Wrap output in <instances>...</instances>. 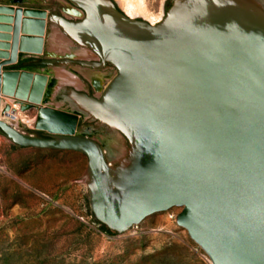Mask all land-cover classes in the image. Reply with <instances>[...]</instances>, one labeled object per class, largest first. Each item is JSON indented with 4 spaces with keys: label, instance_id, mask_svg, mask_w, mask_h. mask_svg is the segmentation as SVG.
<instances>
[{
    "label": "water",
    "instance_id": "obj_1",
    "mask_svg": "<svg viewBox=\"0 0 264 264\" xmlns=\"http://www.w3.org/2000/svg\"><path fill=\"white\" fill-rule=\"evenodd\" d=\"M69 1L84 17L58 22L99 58L72 61L116 70L100 96L77 93L127 138L125 159L111 163L98 141L80 134L77 112L63 130L70 114L44 105L48 72L22 69L27 64L3 70L18 63L19 51L42 54L45 39L32 50L12 44L9 62H0V94L37 108L35 129L47 135L25 133L1 116L0 131L22 147L86 155L91 211L112 231L178 208L177 224L212 264H264V11L253 0H177L152 25L107 0ZM33 12L42 18L30 21L41 35L47 10L16 8V25ZM15 73L29 78L3 85L2 76Z\"/></svg>",
    "mask_w": 264,
    "mask_h": 264
},
{
    "label": "rangeland",
    "instance_id": "obj_2",
    "mask_svg": "<svg viewBox=\"0 0 264 264\" xmlns=\"http://www.w3.org/2000/svg\"><path fill=\"white\" fill-rule=\"evenodd\" d=\"M14 1L0 0V6L47 10L45 49L42 54L19 51L18 63H6L3 70L38 57L61 59L68 56L66 49L59 50L58 54L51 53L50 35L54 24H59L62 32L73 41L57 17H63L68 10H72L68 18L77 21L84 17L83 10L69 0ZM107 1L123 14H127L126 3L133 2L134 19L158 24L166 19L177 0ZM253 1L264 11V0ZM73 44L76 49L86 47L75 40ZM0 51L8 54V57L0 56V62H9L12 47H0ZM52 67H61L73 73L83 86L64 82L62 85L51 72ZM25 69L35 73L50 71L51 83L44 97L45 103L70 111L74 110L71 106L74 101L79 103L76 105L86 115L80 110L75 111L80 113L78 131L90 130L87 136L107 150L108 161L117 164L123 149L126 152L129 150L127 138L103 117L91 113L73 94L74 91L97 96L100 90L102 93L116 74L114 67L109 62L97 66L63 60L45 67ZM90 72L102 76L98 85L92 81ZM53 83L54 87L60 86L58 91L52 89ZM50 91L53 95L58 93V97H49ZM0 96L4 108L16 103L24 106L21 102H27L9 95ZM22 115L25 117H20V124L14 126L34 134L37 131L38 109L22 110ZM116 133L121 137L118 141L120 146L112 142ZM87 176L86 155L69 150L22 147L0 131V264H210L187 231L177 224L178 208L153 214L125 232L111 229L112 233L107 232L91 211Z\"/></svg>",
    "mask_w": 264,
    "mask_h": 264
},
{
    "label": "bare ground",
    "instance_id": "obj_3",
    "mask_svg": "<svg viewBox=\"0 0 264 264\" xmlns=\"http://www.w3.org/2000/svg\"><path fill=\"white\" fill-rule=\"evenodd\" d=\"M93 1H99V0H93ZM140 1H138V2H140ZM16 3H20V1L16 0ZM127 3H126V6H124V7H126L125 11L127 12V15L129 17L133 18L134 17V11H135V10H133L134 4H133V2H129L128 4ZM67 12L68 13H65V17L68 18L70 15H72L73 11L68 10ZM0 13L3 15L2 17L5 18L4 22L0 20V24L6 25V27H7V29H3V27L0 28V36H1L0 37V41H1L0 44L8 45L9 47H11L12 44H15L17 42V44H20V47L26 48L28 50H32L35 48L31 47L30 44H40V39L44 40L45 33H43L41 35L36 34L35 32L38 31V29H37V27H35V25H34L35 23L33 24L30 22L32 19L39 18L37 15L38 13H34V12L29 13V14L23 13L22 14V20H21V23L19 26L16 25L17 24V22H16V7L2 8ZM39 19H42V18H39ZM47 19H48L47 16L45 17V19L43 18V20L45 22H47ZM5 20H7V21H5ZM151 24L156 25V24H154V22H152ZM46 27H47V25H46ZM50 37H51L50 38L51 40L50 39L49 40L52 44L50 50H51L52 54H58L57 52L59 50H63V49L64 50L66 49L67 53L69 54L68 56L63 57L59 60H62V61L63 60H65V61L76 60V61H82V62H92V60L99 59L98 55L88 47H85L83 49H78L79 47L77 49L73 48L74 47V44H73L74 40L72 41L71 38H69L64 32H62V29H61L59 24H54L53 33H52V35H50ZM37 38H39V39H37ZM33 39H37V40L35 41ZM45 42H44V44H45ZM53 59H58V58H53ZM51 72L53 73V75L56 79H60L62 85L64 82V83H69V84L75 85L77 87L83 86L80 79L76 75H74L73 73L66 71V69H63L61 67H55V68L52 67ZM89 76L91 77V79L95 85H98V83H100V81H99L100 77L102 79V76L98 73L90 72ZM28 78H29V76H22L21 77L20 74L15 73V74H9V75L4 74L1 78V80H2L3 85L5 83L10 85L13 83V81L18 82V83L19 82L25 83L28 80ZM32 78H33L32 83H34V80H35L34 76ZM15 80H17V81H15ZM54 84L55 83L52 84V89H57V91H58L60 86L56 85V87H54L55 86ZM50 88H49V90H50ZM46 91H47V89L44 91V94L46 93ZM100 94H102L101 90H100V92H98V95H100ZM48 96L49 97H53V96L58 97V93L53 95L52 91H50L48 93ZM74 96H76V98H78L80 100L81 104H83V106H85V100L82 98V96H80L78 94L77 95L74 94ZM43 100H44V98H43ZM21 103H23L24 106L16 103L12 107L9 106L8 110H7V106H5V108H4V105L1 104V109H0L1 118L3 120H6L7 122H9L12 126H14V125L17 126L18 124H20V117L21 118L25 117L24 115H22V110H28L29 109V106H28L29 103H27V102L26 103L21 102ZM76 104H79V103H75V101H74V104L73 103H72V105L70 104L74 108V110H72V109H71L72 111L65 110L70 115L68 117H63V125H64L63 130L66 129L65 125H67V124L72 125L73 123H75L76 118L72 114L75 113L76 110H80L82 112V114L84 113V115H86V112L83 111L82 109H79V106H77ZM44 105L49 106V107H53V106L47 105L46 103H44ZM104 119L112 124L110 118L105 117ZM58 129L62 130V128H58ZM89 131L90 130L82 131V132H80V134L87 135L89 133ZM118 141L119 142L121 141V137H119L116 133V138L112 142H114L115 145L120 146ZM117 146H116V148H117ZM118 150H121V149H118ZM105 151H107V150H105ZM127 152L125 149H123L122 154L120 155L121 156L120 160L125 159ZM110 162L113 163L111 160H110Z\"/></svg>",
    "mask_w": 264,
    "mask_h": 264
},
{
    "label": "flooded vegetation",
    "instance_id": "obj_4",
    "mask_svg": "<svg viewBox=\"0 0 264 264\" xmlns=\"http://www.w3.org/2000/svg\"><path fill=\"white\" fill-rule=\"evenodd\" d=\"M43 60H45V58H40V57H38L37 59H32V60H29V61H27V62H25V64H27V66H25V67H23V69H25V68H33L34 66H38V67H45L46 65H41V64H38V62H40V61H43ZM96 60H98V59H96ZM94 60H92V62H93ZM47 72L48 73H50V71L49 70H47ZM51 74V73H50ZM86 93V92H85ZM73 94H78L77 92H74L73 91ZM88 96H94V97H98V96H100V95H92V94H89V93H86ZM79 95V94H78ZM34 135H36V136H40V137H44V136H46L47 134L44 132V131H40V130H37L36 132H34Z\"/></svg>",
    "mask_w": 264,
    "mask_h": 264
},
{
    "label": "built area",
    "instance_id": "obj_5",
    "mask_svg": "<svg viewBox=\"0 0 264 264\" xmlns=\"http://www.w3.org/2000/svg\"><path fill=\"white\" fill-rule=\"evenodd\" d=\"M201 251H202V253H203L204 258H205L210 264H212L211 261H210V259H209V257L207 256V254H206L202 249H201Z\"/></svg>",
    "mask_w": 264,
    "mask_h": 264
},
{
    "label": "trees",
    "instance_id": "obj_6",
    "mask_svg": "<svg viewBox=\"0 0 264 264\" xmlns=\"http://www.w3.org/2000/svg\"><path fill=\"white\" fill-rule=\"evenodd\" d=\"M102 225V227L107 231V232H110V233H112V231L108 228V227H106L105 225H103V224H101Z\"/></svg>",
    "mask_w": 264,
    "mask_h": 264
}]
</instances>
